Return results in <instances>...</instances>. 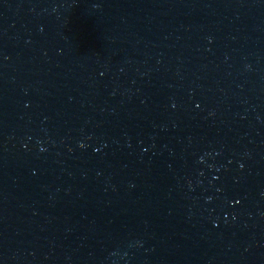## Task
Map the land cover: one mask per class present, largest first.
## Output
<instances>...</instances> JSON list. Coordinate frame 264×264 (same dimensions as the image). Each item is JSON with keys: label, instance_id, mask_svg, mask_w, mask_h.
I'll list each match as a JSON object with an SVG mask.
<instances>
[{"label": "water", "instance_id": "95a60500", "mask_svg": "<svg viewBox=\"0 0 264 264\" xmlns=\"http://www.w3.org/2000/svg\"><path fill=\"white\" fill-rule=\"evenodd\" d=\"M0 264H264V0H0Z\"/></svg>", "mask_w": 264, "mask_h": 264}]
</instances>
